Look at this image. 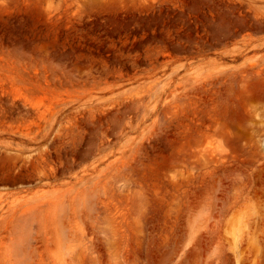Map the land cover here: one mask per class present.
<instances>
[{
	"label": "rangeland",
	"instance_id": "obj_1",
	"mask_svg": "<svg viewBox=\"0 0 264 264\" xmlns=\"http://www.w3.org/2000/svg\"><path fill=\"white\" fill-rule=\"evenodd\" d=\"M0 264H264V0H0Z\"/></svg>",
	"mask_w": 264,
	"mask_h": 264
}]
</instances>
